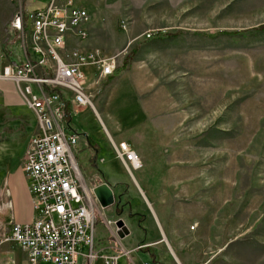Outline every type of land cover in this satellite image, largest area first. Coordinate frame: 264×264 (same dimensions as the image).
<instances>
[{
  "label": "rangeland",
  "instance_id": "rangeland-1",
  "mask_svg": "<svg viewBox=\"0 0 264 264\" xmlns=\"http://www.w3.org/2000/svg\"><path fill=\"white\" fill-rule=\"evenodd\" d=\"M74 1L92 11V32L85 48H103L115 58V68L138 51L121 75L108 78L98 68L88 72L90 85L100 78L91 92L101 117L92 106L76 113L79 127L88 134L75 147L87 183L96 184L103 171L124 180L127 183H115V189L129 196L131 203L125 208L142 207L140 212L147 213L137 180L127 168L117 167L109 133L116 140L130 135L147 157L146 161L141 156L143 167L134 173L142 184L143 179L148 182L158 216L150 210L156 232L143 246L154 245L149 240L165 234L178 248L176 257L164 239L157 245L158 257L166 264H264V31L254 29L264 24V0ZM48 2L0 0L1 61L6 59L1 58L5 48L9 58L12 51L20 52L23 37L16 20L21 9H42ZM180 30L184 32L164 40L150 37ZM131 90L146 92L153 115L141 123L131 116L129 123L117 125L123 128L118 134L99 103L120 93L127 99ZM1 93L0 101L22 102L18 108L28 114L15 82L2 81ZM7 116L11 122L6 126L15 124L17 129L21 120ZM3 129L0 202L7 205L0 220H21L26 192L8 186L4 177L9 164L20 169L22 151L13 147ZM10 156V163L4 161ZM114 209L110 205L103 212L109 218L125 213L119 215ZM7 228L0 226V260ZM128 240L127 247L136 244V238ZM108 243L97 240L96 250ZM80 264H87L86 257Z\"/></svg>",
  "mask_w": 264,
  "mask_h": 264
},
{
  "label": "built area",
  "instance_id": "built-area-1",
  "mask_svg": "<svg viewBox=\"0 0 264 264\" xmlns=\"http://www.w3.org/2000/svg\"><path fill=\"white\" fill-rule=\"evenodd\" d=\"M91 21L88 8L74 0H49L42 9H21L16 20L23 37L20 52L14 50L12 59L0 61V94L2 81L15 82L39 125L23 162L39 216L12 222L3 238L27 252L28 264H80L81 257L87 264H117L120 258L119 253L96 250L95 199L75 154L80 135L70 121L81 108H95L91 88L100 78L94 76L90 85L87 68L91 65L110 76L116 66L103 49L85 48ZM113 146L129 170L143 166L131 143ZM105 222L114 227L116 220Z\"/></svg>",
  "mask_w": 264,
  "mask_h": 264
},
{
  "label": "crops",
  "instance_id": "crops-1",
  "mask_svg": "<svg viewBox=\"0 0 264 264\" xmlns=\"http://www.w3.org/2000/svg\"><path fill=\"white\" fill-rule=\"evenodd\" d=\"M78 4L83 5L81 3H78ZM83 6L87 7L88 10L90 11L91 15H92V11L89 9V7L86 5H83ZM88 28L90 30V35H91L92 31L90 29V24L88 25ZM95 48H101V47H95ZM86 49H94V48H86ZM101 49H103V48H101ZM103 51L105 52L104 49H103ZM9 53H10L9 50L6 49L5 58L8 57ZM1 58L3 59V57H1ZM10 58L12 59L13 55H11ZM0 61H1V59H0ZM2 61H6V59H3ZM95 69L96 68H93V67H92V69H90V67H89V68H87V71L89 72V70H90V71L94 72ZM110 76H108V78ZM116 78H118V77H116ZM113 79H115V78H112L111 80H113ZM129 93L131 95L127 99H124L123 95H121V93H120L118 95L110 96L107 99L106 103H104V104L99 103L100 108H102V111L105 114V117L107 118V121L109 122L111 127L115 130V132H117L118 134H122L123 128L120 129L117 127V125L124 126L125 124L129 123L131 116H133V119H134V121H136V123H141V122H145L150 115H153V113H151L152 112V105L150 104V102L148 103V101L146 99V92L141 91V90H138V91L131 90V91H129ZM1 95H2V93L0 94V97H2ZM131 99L134 100L133 102H135V104L130 106L129 101ZM4 101H6V98H5V100L3 99L2 101H0V128H4L3 130L8 135V137H10V138H8V140H11L13 147L17 148V150L22 151L21 152L22 154H21L20 169L19 170L17 168L11 169L10 164H9V166L6 167L7 175L4 177V179L6 180L8 186L10 185L13 189L16 187L22 188L23 192H26L27 201H26L25 206L23 207L25 217H23L21 220H19V219L16 220L13 217L7 220V218L1 217L0 226H4V225L8 226V228L5 230V232L3 234H5L10 229L12 222H21V223L30 222V221L34 220L37 216H39V213L34 208L33 198H32V195H31L29 187H28V179L25 175V172L23 171V160H24L28 145L31 141L32 136L39 130L37 117H36V114L34 113V111L31 110L27 106L26 103H25L26 109L28 111V114H31V117H28L27 113L22 112V110H20L18 108L19 106H22L21 105L22 102L6 104V102H4ZM132 107H135V108L132 109V111H129V108H132ZM94 109H95L96 113L98 114V116L101 117L100 110L96 106ZM77 112H75L73 114V117L70 120L71 125L73 128H75L78 131L79 135L83 134V136H85V134H86V137H87L88 136L87 132H85L84 130H82L79 127L80 122L78 121V115L76 114ZM7 115H11L13 118H19L21 120L17 129L14 128V126H16L15 124H11V125L6 126L7 122H11L10 117H8ZM109 134H110L112 146H113V142L119 143L120 141H128L129 143H131L134 146V148L137 150V152L140 154V156L144 157V159H146V161H147V157L145 155V152L138 150L139 144H137V142L132 140V138L129 134H128L129 136L120 135V138L118 140H116L111 133H109ZM113 149H114V147H113ZM113 155H114L116 163L118 165L117 166L118 169L125 171V169L127 167L117 157V155L115 153V149H114ZM91 157H93V162L97 163L96 157L95 156H91ZM10 159H11V156L9 159L4 160V161H8L10 163L11 162ZM101 161L104 162L105 161L104 158H101ZM143 164H144V162H143ZM141 168H139V169H141ZM139 169H136V170H139ZM128 171L137 180V183H138L140 189L142 190V192L144 193V196L146 197V200L144 202V204L147 208V209H144V210H147L146 214L144 212H143L144 214L142 212H140L142 207H140V209L137 210L136 208H133L134 206L132 204L131 205L133 207L131 206V207H128L127 209L125 208L126 204L128 205L131 203L129 200V196L127 194L121 193V190H120L121 194H118L116 189H115V183L119 182L118 184H122V183L126 184L127 183L126 181L119 180V179L116 180L115 178L109 177V175H107V173L105 171H103V177L100 181H98L93 186L87 183L88 187L90 188V190L92 192L91 194L95 199L94 214H95V220H96V243H97V240L100 243L105 239L109 240L107 247L101 246V248L97 251H99L100 253H104V254L119 253L120 258H119L117 264H166L164 261H162L158 257V253L156 251L157 245L161 244L163 242V239H164L165 242H167V244H169L171 250L173 251V253L175 254L176 257H177V253H178L177 252L178 248H175L173 244H172L173 245V247H172V245H171L172 240L168 236H166L165 234H164L163 238L156 237L153 240H149V242H151V243L153 242L154 245H146V246L142 245V243H145V241L147 240L148 237H150V236L152 237L156 232L155 228L153 227L154 222L150 218V214H151L150 210L155 213L156 217H158V216H157V213L154 209L153 202L151 201V198H150V196H152V193L149 190L148 182H146L143 179L142 181L144 184H142L141 181H139L137 179V177L135 176L134 170L128 169ZM101 183H108L113 189L114 196H115V203L113 204V206L115 207L114 211L116 212V211H118V209L121 208L122 209L121 211H123V213L125 212L122 215V217L124 218L128 228L130 229V234L126 235L124 238H121L119 236L116 226L110 227L106 224V222H105L106 219L117 220L118 218L107 217L103 212V208H107V207L101 206L100 203L98 202V200L96 199L95 195L93 194L92 187H94L98 184H101ZM8 191L10 192L9 189H8ZM4 205H7V203L5 201H3L2 203L0 202V211L1 210L3 211ZM131 210L133 212H137V213L145 215L143 220H142V227H140L138 225V218H141L140 215L134 219L131 218L132 220H130V219H129V221L127 220L126 215L129 216V212ZM2 214L4 215V212ZM146 220H148V221L151 220L153 225H152V223L150 225L151 227L148 225H145ZM133 229H135V231H133ZM139 230H141V231H139ZM103 231H105V232H103ZM134 233H136V234L133 235ZM136 235H137V237H135ZM129 238H136V244H131L130 247H127L124 244V241L125 240L129 241L128 240ZM6 242L7 243L5 244V251L1 255V260H0L1 264H28L27 252L13 241H6ZM121 245H122V247H121ZM140 246H141V248H140ZM152 246H155V247H152ZM143 251H145V255L141 254V252H143ZM41 264H52V263L42 262Z\"/></svg>",
  "mask_w": 264,
  "mask_h": 264
},
{
  "label": "water",
  "instance_id": "water-1",
  "mask_svg": "<svg viewBox=\"0 0 264 264\" xmlns=\"http://www.w3.org/2000/svg\"><path fill=\"white\" fill-rule=\"evenodd\" d=\"M93 194L96 199L103 207H108L115 203V196L112 187L108 183H101L94 187H92ZM118 213L119 215L122 214ZM115 226L117 228V232L121 238H124L126 235L130 234V229L126 225V222L122 216H119L116 220Z\"/></svg>",
  "mask_w": 264,
  "mask_h": 264
},
{
  "label": "trees",
  "instance_id": "trees-1",
  "mask_svg": "<svg viewBox=\"0 0 264 264\" xmlns=\"http://www.w3.org/2000/svg\"><path fill=\"white\" fill-rule=\"evenodd\" d=\"M254 29H259V30H263L264 31V24L259 25L258 27L254 28ZM183 30L177 31L176 33H166V32H157L154 34H151L150 37H153V39H160V40H164V39H168V38H172L175 36H178L179 34L183 33ZM153 35V36H152ZM4 51L6 52V49H4ZM137 49L135 51H133V53H131L130 55H128L125 60H124V66L122 67H117L114 70L113 73V77L120 75L124 70H126L128 68V64L130 63L131 60H133V57L137 54ZM2 56H6V53H3ZM112 77V78H113ZM122 209H118V213H121ZM141 216V218H138V225L140 227H142V220L144 218L145 215L137 213V212H133L132 210L129 212V216L130 218H136L137 216Z\"/></svg>",
  "mask_w": 264,
  "mask_h": 264
},
{
  "label": "flooded vegetation",
  "instance_id": "flooded-vegetation-1",
  "mask_svg": "<svg viewBox=\"0 0 264 264\" xmlns=\"http://www.w3.org/2000/svg\"><path fill=\"white\" fill-rule=\"evenodd\" d=\"M82 136H83V134L80 135V139H81ZM80 139H79V140H80Z\"/></svg>",
  "mask_w": 264,
  "mask_h": 264
},
{
  "label": "bare ground",
  "instance_id": "bare-ground-1",
  "mask_svg": "<svg viewBox=\"0 0 264 264\" xmlns=\"http://www.w3.org/2000/svg\"><path fill=\"white\" fill-rule=\"evenodd\" d=\"M78 4V3H77ZM80 5V4H79Z\"/></svg>",
  "mask_w": 264,
  "mask_h": 264
}]
</instances>
